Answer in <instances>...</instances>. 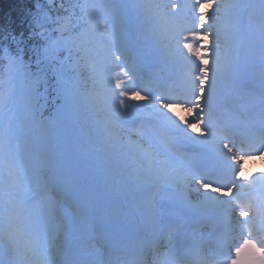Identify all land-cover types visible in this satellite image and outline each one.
<instances>
[{"label":"snow or ice","instance_id":"snow-or-ice-1","mask_svg":"<svg viewBox=\"0 0 264 264\" xmlns=\"http://www.w3.org/2000/svg\"><path fill=\"white\" fill-rule=\"evenodd\" d=\"M22 15L0 24V264H264V0Z\"/></svg>","mask_w":264,"mask_h":264},{"label":"trees","instance_id":"trees-1","mask_svg":"<svg viewBox=\"0 0 264 264\" xmlns=\"http://www.w3.org/2000/svg\"><path fill=\"white\" fill-rule=\"evenodd\" d=\"M30 6L31 0H0V24L11 19L13 21L12 27L18 31L23 19L22 14Z\"/></svg>","mask_w":264,"mask_h":264},{"label":"bare ground","instance_id":"bare-ground-1","mask_svg":"<svg viewBox=\"0 0 264 264\" xmlns=\"http://www.w3.org/2000/svg\"><path fill=\"white\" fill-rule=\"evenodd\" d=\"M256 164H258V163H256ZM256 164H254V165H256ZM254 169H256V170H261V168H259V167H257V166H256V168H254Z\"/></svg>","mask_w":264,"mask_h":264}]
</instances>
